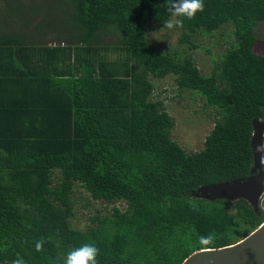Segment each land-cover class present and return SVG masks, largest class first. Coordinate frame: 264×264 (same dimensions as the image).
Masks as SVG:
<instances>
[{"label": "trees", "instance_id": "obj_1", "mask_svg": "<svg viewBox=\"0 0 264 264\" xmlns=\"http://www.w3.org/2000/svg\"><path fill=\"white\" fill-rule=\"evenodd\" d=\"M165 2L60 0L65 26L52 36L59 43H36L53 30L43 23L29 34L24 15L0 34V264H64L83 244L100 250L98 264H181L264 222V208L256 214L243 199L193 196L201 186L247 177L253 166L252 121L264 123V60L252 47L264 0H203L194 19L175 18L183 23L179 42L192 49L198 34L233 29L208 76L191 57L148 43L145 21L172 18ZM112 32L117 40L107 44ZM167 77L215 112L198 152L186 154L171 139L175 123L153 84ZM76 184L113 205L85 231L69 222Z\"/></svg>", "mask_w": 264, "mask_h": 264}, {"label": "rangeland", "instance_id": "obj_2", "mask_svg": "<svg viewBox=\"0 0 264 264\" xmlns=\"http://www.w3.org/2000/svg\"><path fill=\"white\" fill-rule=\"evenodd\" d=\"M59 2L60 0H0V34L14 29V23L20 21V15H24L29 18L27 28L29 34L36 31L34 30L35 25L43 27L45 24L53 30L48 34L45 32L43 37L35 36L36 43L41 45L59 43L60 40L57 41V39L62 40L63 38H52L58 32L57 29H62L65 26V13L61 7L56 6ZM32 9L34 12L30 13ZM169 20L175 21L176 19L172 17L167 21ZM164 23L158 25L152 21H145L148 43L159 52L176 54L179 58L191 57L203 76L211 74L214 63H217L225 49L234 40L231 26H224L211 35L198 34L194 39V45L197 48L192 49L179 42L182 32L178 27L169 30L164 27ZM255 33L257 40L252 47V52L264 60V23L257 25ZM116 40L117 36L113 32L109 36L103 37V41L107 44H112ZM109 54L112 59L117 56L114 50L110 51ZM262 69L264 70V65ZM153 84L155 97L164 100L165 108L175 123L171 131V139L186 154L201 150L205 137L214 126V110L205 108L203 100L196 94H192L190 91H178L172 77L154 80ZM73 193L74 204L71 208L72 218L69 222L71 227L76 230L85 231L87 228L95 226L91 219L96 214L101 217L106 215L113 206L104 204L102 201L92 200L80 184L74 185ZM116 206L120 209L124 208L123 203H117ZM259 206H261L260 203Z\"/></svg>", "mask_w": 264, "mask_h": 264}, {"label": "water", "instance_id": "obj_3", "mask_svg": "<svg viewBox=\"0 0 264 264\" xmlns=\"http://www.w3.org/2000/svg\"><path fill=\"white\" fill-rule=\"evenodd\" d=\"M250 147L253 166L247 177L201 186L193 196L210 201L243 199L257 214L260 198L264 195V123L260 120L252 121ZM263 203L264 197L261 207ZM181 264H264V222L242 240L222 248L194 252Z\"/></svg>", "mask_w": 264, "mask_h": 264}, {"label": "clouds", "instance_id": "obj_4", "mask_svg": "<svg viewBox=\"0 0 264 264\" xmlns=\"http://www.w3.org/2000/svg\"><path fill=\"white\" fill-rule=\"evenodd\" d=\"M165 7L171 17H185L188 20L194 19L198 12L205 10L203 0H166ZM164 27L171 30L175 27H183V23L180 20H169L164 23ZM263 197L261 196L259 203L262 202ZM259 208L263 207L260 206ZM201 242L206 244L209 242V238L202 237ZM42 247V242L36 244L37 251H40ZM99 251L94 244H83L67 253L64 264H98ZM13 264H25V262L21 259H16Z\"/></svg>", "mask_w": 264, "mask_h": 264}, {"label": "bare ground", "instance_id": "obj_5", "mask_svg": "<svg viewBox=\"0 0 264 264\" xmlns=\"http://www.w3.org/2000/svg\"><path fill=\"white\" fill-rule=\"evenodd\" d=\"M264 195H262V197H263ZM264 204V203H263Z\"/></svg>", "mask_w": 264, "mask_h": 264}]
</instances>
